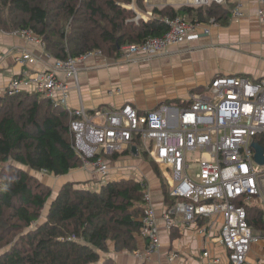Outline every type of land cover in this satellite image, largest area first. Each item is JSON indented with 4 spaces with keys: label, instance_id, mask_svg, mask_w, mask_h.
Listing matches in <instances>:
<instances>
[{
    "label": "trees",
    "instance_id": "16d2710c",
    "mask_svg": "<svg viewBox=\"0 0 264 264\" xmlns=\"http://www.w3.org/2000/svg\"><path fill=\"white\" fill-rule=\"evenodd\" d=\"M132 3L142 5L141 0H0V32L30 31L56 59L91 50L116 57L124 45L161 35L166 16L205 22L230 14L229 6L214 3L183 5L153 8L155 18L135 21ZM69 121L67 110L36 92L0 95V264H113L101 255L109 243L117 251L136 247L144 189L131 179L109 181L98 191L64 183L42 218L51 189L36 174L63 176L81 164ZM255 141L264 149V134ZM167 189L162 188L164 201L172 206L177 199ZM245 210L251 230L264 234V211L251 204Z\"/></svg>",
    "mask_w": 264,
    "mask_h": 264
},
{
    "label": "built area",
    "instance_id": "2783aa9c",
    "mask_svg": "<svg viewBox=\"0 0 264 264\" xmlns=\"http://www.w3.org/2000/svg\"><path fill=\"white\" fill-rule=\"evenodd\" d=\"M259 7L256 18L264 23V0H256ZM225 6L228 0H185V6ZM243 4L236 0L230 7L231 19H240ZM167 29L139 43L120 48L123 57L137 55L150 58L166 54L170 45L199 38L210 33L215 19L190 21L180 16L164 17ZM27 41L45 48L44 42L30 31H20ZM91 55V50L75 57L54 59L51 69L31 77L12 78L4 93L14 95L21 91L36 92L54 106L68 111L72 147L79 156L82 168H91L101 178L109 175L106 156L123 151L140 140L152 159L165 168L169 195L177 199L163 212L165 226L178 223L193 225L201 218L220 216L222 223L218 241L225 250L226 264H264V248L259 259L247 257L253 243L264 234L254 233L246 222L245 205L254 200L264 208V165L254 160L251 143L264 134V77L252 80L240 75H216L201 93L191 94V102L182 108L159 105L147 112H139L131 104L119 108L97 110L88 115L83 108L70 109L67 105V85L56 78L62 71L66 77L76 75V64ZM21 60L34 63L35 57L22 52ZM29 90V91H28ZM142 201V233L147 244L136 256L149 258L159 248L155 210L145 183ZM177 217V218H175ZM207 228L198 229L205 234ZM210 264H219V257L211 256ZM178 253H171L170 259Z\"/></svg>",
    "mask_w": 264,
    "mask_h": 264
},
{
    "label": "crops",
    "instance_id": "0c3cea01",
    "mask_svg": "<svg viewBox=\"0 0 264 264\" xmlns=\"http://www.w3.org/2000/svg\"><path fill=\"white\" fill-rule=\"evenodd\" d=\"M141 1V6L134 3L128 6L136 14L135 21L155 18L153 8L178 9L185 5V0ZM235 1L228 0L225 6L230 8ZM240 1L244 13L240 19L227 16L217 20L210 26V33L201 32L199 38L193 41L170 45L166 54L150 58L137 55L125 58L121 53L114 57L101 52V55H91L77 62L73 77L68 78L62 71L58 72L56 78L67 85L68 107L83 108L88 115L97 110L119 108L123 104H131L139 112L151 111L159 105L182 108L190 104L191 94L204 92L206 85L216 75L233 74L252 80L264 77V23L260 24L256 18L259 5L256 0ZM22 52L35 57V62L21 60ZM54 59L38 44L27 41L19 34L0 32V95L4 94L12 78L31 77L51 69ZM143 144L137 142L123 151L106 156L109 175L105 180H99L97 186L125 179L145 183L155 210L159 248L149 258L136 256L135 252L143 253L147 244L141 231L136 235L135 249L117 251L113 243H109L108 251L102 252V257L111 259L113 264H210V258L202 255L204 250H208L211 256L221 259L219 264H226L225 250L218 241L222 223L220 216L201 218L193 225H183L177 219L173 227L165 226L162 215L166 202L153 168L142 159L144 152L150 155ZM57 177L63 179L62 184L99 179L89 167L75 168ZM60 187L53 192L54 197ZM250 204L264 211L263 204L258 200ZM201 227L207 228L204 235L198 232ZM263 248L262 238L252 244L248 259H259ZM174 252L178 256L171 260V253Z\"/></svg>",
    "mask_w": 264,
    "mask_h": 264
},
{
    "label": "rangeland",
    "instance_id": "374dc122",
    "mask_svg": "<svg viewBox=\"0 0 264 264\" xmlns=\"http://www.w3.org/2000/svg\"><path fill=\"white\" fill-rule=\"evenodd\" d=\"M135 19V18H134ZM146 145V143L145 144H143V147ZM142 153V152H141ZM145 153V155H142V159L144 160V161H146L152 168H153V171H154V174H155V176H156V178H157V180H158V183H159V187H160V189L162 190V188L163 189H167V187L169 186V184H168V186H167V184L165 185L164 183H166V180H165V177H164V173H165V168H164V166L163 165H161V164H158L156 161H154L153 159H152V157H151V155H149L147 152H144ZM140 158H141V156H140ZM78 168H82L81 167V165L78 167ZM82 169H88V168H82ZM98 176V175H97ZM36 177H37V179L40 181V182H42L44 185H47V186H49L50 187V189H51V195H50V198L48 199V201H46V203H45V207L43 208V210H42V218H43V216L46 214V209L48 208V204L50 203V200L51 199H53V197H54V194H53V192H55L56 191V189L58 188V187H60L61 186V184H62V182H63V179L61 178H58L57 176H54V175H51V174H46V173H43V172H41V174L40 173H37L36 174ZM99 177V176H98ZM99 180L101 181V180H105V179H101L100 177H99V179H98V181H93V182H91V180H88V181H70V183H72L73 185H74V187H85V189H91V190H93L94 188H97L98 190L101 188V187H98L97 186V183L99 182ZM143 181V180H142ZM145 181V180H144ZM85 182H89V183H85ZM77 183V184H76ZM79 183L80 184H82L83 186H80L79 185ZM85 183V184H84ZM100 183V182H99ZM102 185H104V184H101V186ZM167 186V187H166ZM95 190V189H94ZM168 190V189H167ZM7 247H9L8 245H7ZM3 249L4 248H1L0 249V252H1V250L3 251Z\"/></svg>",
    "mask_w": 264,
    "mask_h": 264
},
{
    "label": "water",
    "instance_id": "95a60500",
    "mask_svg": "<svg viewBox=\"0 0 264 264\" xmlns=\"http://www.w3.org/2000/svg\"><path fill=\"white\" fill-rule=\"evenodd\" d=\"M252 148L254 149V160L259 165H264V149L257 141L251 143ZM51 202V201H50Z\"/></svg>",
    "mask_w": 264,
    "mask_h": 264
}]
</instances>
